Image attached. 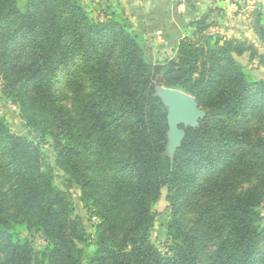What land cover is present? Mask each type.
<instances>
[{"label":"trees","instance_id":"16d2710c","mask_svg":"<svg viewBox=\"0 0 264 264\" xmlns=\"http://www.w3.org/2000/svg\"><path fill=\"white\" fill-rule=\"evenodd\" d=\"M208 26L195 22L158 62L122 15L94 18L80 0H0L2 92L36 137L0 118V264H264V79L237 60L259 56ZM157 78L204 113L178 127L172 153ZM49 142L97 219L93 240L54 184ZM162 189L165 252L150 239Z\"/></svg>","mask_w":264,"mask_h":264},{"label":"rangeland","instance_id":"374dc122","mask_svg":"<svg viewBox=\"0 0 264 264\" xmlns=\"http://www.w3.org/2000/svg\"><path fill=\"white\" fill-rule=\"evenodd\" d=\"M236 9L228 12V14H216L211 20H207L209 24L206 30V36L219 38V39H237L244 41L247 44L256 48L259 58L256 55V59L251 61L248 58V54L245 53L237 60L244 66H246L249 73L257 80L264 79V43H262L257 35L256 29L259 26L264 28V0H235ZM22 5L23 0H19ZM84 6V4H82ZM230 13V14H229ZM111 14V13H110ZM96 18V13H91ZM152 56L155 61L162 62L173 57V52L168 50L167 52H153ZM258 58V59H257ZM2 81L0 78V118L4 119L10 126V130L18 135L25 136L28 139H35V134L31 129L25 126L19 106L13 102L10 98L3 95ZM156 91L160 92L163 88L160 86V81L157 78L155 81ZM64 93H67V89H63ZM41 150L48 159V163L53 168L54 184L56 188L64 192L69 198L74 213L80 216L83 222V226L89 240H93L95 237V225L91 221L90 212L85 209L81 201L80 188L74 184L68 182V177L65 173L54 166V152L49 143L41 145ZM166 190H161V196L159 201L153 205L152 211L155 214V223L150 233V239L152 243L162 252H165L169 245V238L166 231V226L169 221V209L165 201ZM257 213L261 220H264V203L257 209ZM35 250L41 249L45 243L40 235H32L30 237ZM85 264V263H83Z\"/></svg>","mask_w":264,"mask_h":264},{"label":"crops","instance_id":"0c3cea01","mask_svg":"<svg viewBox=\"0 0 264 264\" xmlns=\"http://www.w3.org/2000/svg\"><path fill=\"white\" fill-rule=\"evenodd\" d=\"M234 1L183 0L174 3L172 0H80L89 12L100 17L110 13L126 17L151 53L161 54L171 50L173 55L179 41L194 34L195 22L200 19L214 21V15L228 14L236 9Z\"/></svg>","mask_w":264,"mask_h":264},{"label":"water","instance_id":"95a60500","mask_svg":"<svg viewBox=\"0 0 264 264\" xmlns=\"http://www.w3.org/2000/svg\"><path fill=\"white\" fill-rule=\"evenodd\" d=\"M157 96L163 101L167 108V137L168 151L172 153L184 137L182 130L178 129L180 125L184 127H196L198 121L203 118L195 100L176 90L163 88L157 92Z\"/></svg>","mask_w":264,"mask_h":264},{"label":"built area","instance_id":"2783aa9c","mask_svg":"<svg viewBox=\"0 0 264 264\" xmlns=\"http://www.w3.org/2000/svg\"><path fill=\"white\" fill-rule=\"evenodd\" d=\"M174 3H181L183 0H172ZM160 34V33H159ZM91 221L93 224L97 223V219L93 216L91 217Z\"/></svg>","mask_w":264,"mask_h":264}]
</instances>
